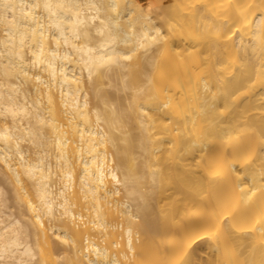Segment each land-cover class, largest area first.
<instances>
[{"label": "bare ground", "instance_id": "1", "mask_svg": "<svg viewBox=\"0 0 264 264\" xmlns=\"http://www.w3.org/2000/svg\"><path fill=\"white\" fill-rule=\"evenodd\" d=\"M257 50L264 0H0V264H264Z\"/></svg>", "mask_w": 264, "mask_h": 264}, {"label": "rangeland", "instance_id": "2", "mask_svg": "<svg viewBox=\"0 0 264 264\" xmlns=\"http://www.w3.org/2000/svg\"><path fill=\"white\" fill-rule=\"evenodd\" d=\"M220 10H221V9H220ZM214 26H215V25H214ZM222 26H223V25H222ZM220 27H221V26H220ZM211 28H212V30H209V28H208L209 31L207 30L209 33H208L207 31H206L205 34L203 33V35H205L204 37H205V38L207 37L206 39H209V40H210V38H212V37L214 36V34H213V30H215V27H211ZM211 28H210V29H211ZM221 28H223V27H221ZM221 28H220V29H221ZM223 30H224V29H223ZM211 31H212V33H210ZM221 32H223V31H221ZM219 33H220V32H219ZM210 35H211V37L209 38ZM219 37H220V36H219ZM219 43H220V42H219ZM220 44H221V43H220ZM223 44H224V43H223ZM221 48L223 49L222 45H221ZM224 50H225V49L221 50V53H222ZM259 51H260V54L258 53ZM259 51L257 50V52H256V53H258L259 55L257 54V55L255 56L256 53L253 55V57H255V58H253V60L251 59L252 56L249 57V60H248V62L250 63L249 67H251V66H253V65H255V64H258V62L263 63L264 60H263V58L261 59V57H262V55L264 54V52H263V50H259ZM261 51L263 52L262 54H261ZM224 52L227 53V51H224ZM224 52H223V54L225 55ZM223 54H220L221 56H219L220 58L218 59V61L222 63V64L220 63L221 66L219 65V67H220L221 69H223V68L226 69V67L223 66V64H224V63L227 64L226 61H228V59H227L225 56L228 55V53H227L225 56H224ZM260 55H261V56H260ZM222 56H223V58H222ZM232 56H233V58H234L233 60H235V58L239 57V56H235L234 54H233ZM224 57L226 58V61H224V59H225ZM229 57H230V56H229ZM229 57H228V58H229ZM222 60L224 61V63H223ZM231 60H232V58H231ZM250 60H251V61H250ZM255 60H256V61H255ZM262 60H263V61H262ZM228 62H229V61H228ZM231 62H232V67H233L232 75L234 74L233 76H234V77H237L236 75H238V73H237L238 70H237L236 67H237L238 64H237V62H236V65H234V64H233L234 61H231ZM251 62H252V63H251ZM226 64H224V65H226ZM228 64H229V63H228ZM222 66H223V68H222ZM227 66H228V65H227ZM234 66H235V67H234ZM253 67H255V66H253ZM235 68H236V70H235ZM225 71H226V70H225ZM228 71H229V70H228ZM249 71H250V70H249ZM235 72H236V73H235ZM249 156H250V155H248V158H247V156H246L244 161H247V160L249 161ZM251 158L253 159L252 156H250V159H251ZM252 159H251V160H252Z\"/></svg>", "mask_w": 264, "mask_h": 264}]
</instances>
